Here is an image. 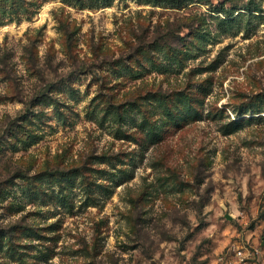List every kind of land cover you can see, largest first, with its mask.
<instances>
[{"label":"rangeland","instance_id":"rangeland-1","mask_svg":"<svg viewBox=\"0 0 264 264\" xmlns=\"http://www.w3.org/2000/svg\"><path fill=\"white\" fill-rule=\"evenodd\" d=\"M238 250L264 264V0H0V264Z\"/></svg>","mask_w":264,"mask_h":264},{"label":"built area","instance_id":"built-area-1","mask_svg":"<svg viewBox=\"0 0 264 264\" xmlns=\"http://www.w3.org/2000/svg\"><path fill=\"white\" fill-rule=\"evenodd\" d=\"M235 255L237 259H235L234 261H231L229 264H245L247 260L249 259L248 256L245 255V252L241 250L235 251Z\"/></svg>","mask_w":264,"mask_h":264},{"label":"water","instance_id":"water-1","mask_svg":"<svg viewBox=\"0 0 264 264\" xmlns=\"http://www.w3.org/2000/svg\"><path fill=\"white\" fill-rule=\"evenodd\" d=\"M227 218L232 219V217L230 215H227Z\"/></svg>","mask_w":264,"mask_h":264}]
</instances>
